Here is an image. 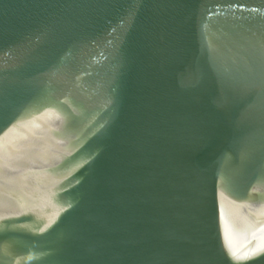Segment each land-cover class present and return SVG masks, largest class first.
Returning a JSON list of instances; mask_svg holds the SVG:
<instances>
[{"label":"water","instance_id":"obj_1","mask_svg":"<svg viewBox=\"0 0 264 264\" xmlns=\"http://www.w3.org/2000/svg\"><path fill=\"white\" fill-rule=\"evenodd\" d=\"M0 264H264V0H0Z\"/></svg>","mask_w":264,"mask_h":264}]
</instances>
